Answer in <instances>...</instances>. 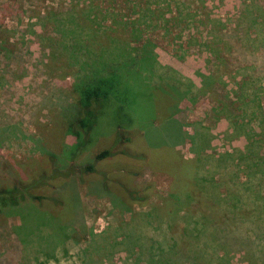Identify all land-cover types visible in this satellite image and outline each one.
I'll return each mask as SVG.
<instances>
[{
    "label": "rangeland",
    "instance_id": "374dc122",
    "mask_svg": "<svg viewBox=\"0 0 264 264\" xmlns=\"http://www.w3.org/2000/svg\"><path fill=\"white\" fill-rule=\"evenodd\" d=\"M153 1L163 5L152 23L138 27L141 43L152 46L153 74L118 75L116 97L69 171L62 165L77 150L63 114L76 97L80 64L66 50L77 44L84 61L105 43V23L135 17L133 8L122 0H0V187L44 183L49 169L70 174L35 191L58 204L42 202L38 210L25 199L1 210L0 264H260L264 0H197L203 8L179 0L185 15L174 19L170 0ZM80 11L91 22L77 28L71 15ZM88 35L96 43L80 47ZM202 76L215 78L214 92L198 91ZM187 81L194 86L188 98L166 93L165 84L180 92ZM123 102L120 115L131 124L118 129ZM176 126L187 136L172 146ZM118 130L126 140L116 144ZM109 146L111 156L92 162ZM87 162L95 172H78ZM192 187L196 198L170 213L167 196L181 201ZM125 191L138 192L142 202ZM222 214L233 217L230 226L211 221ZM250 215L258 226L244 222Z\"/></svg>",
    "mask_w": 264,
    "mask_h": 264
},
{
    "label": "trees",
    "instance_id": "16d2710c",
    "mask_svg": "<svg viewBox=\"0 0 264 264\" xmlns=\"http://www.w3.org/2000/svg\"><path fill=\"white\" fill-rule=\"evenodd\" d=\"M126 4H131V7L133 8L134 16H129V18H126L124 20L122 19H110V21H107L105 23V26L108 30V35L105 33V43L103 45L101 43H96L94 35H91L89 37H86L85 41L77 42L80 47L83 48L82 42L85 44V46H88L86 41L91 40V45L93 43H96L97 48L91 49V53L85 54L86 58L84 61H81L78 59L79 55V47H71L70 49L66 50L67 56L70 60L77 62L80 64L79 70L80 73L76 78L75 84L73 86L74 94L76 95L73 102L70 103V106L66 108L65 110V127L66 132L72 135L75 139V148L77 150L76 153H71L70 158L67 159V162L65 165H62L64 170H69L72 167V164L70 162L73 160V158L83 152L87 145L90 144V137L88 136L90 134V131L95 124L98 117L101 116V112H103L104 107L107 105V103L112 102L114 98L116 97L113 94L115 93V87L116 83L119 82L118 75H123L127 77L128 73H134V74H140L145 71H152L154 70L155 62H154V55L153 51L151 50V43L149 40L145 41L144 43H141L142 38L140 37V32L142 29H139L138 27L140 25H144L145 20L152 23V18L156 12L159 11V7L163 5L162 3L154 2L153 0H122ZM145 2L144 6L140 4V2ZM173 5L176 6V15H172L169 17L170 19H174L176 16L185 15L184 13V3L180 2L179 0H170ZM164 2V1H162ZM196 2L199 4L201 1ZM149 3V4H148ZM168 3V2H167ZM164 6H167L166 3ZM203 8L199 4V8ZM60 15H69L68 12L60 14ZM86 15V11H80L76 12L75 14L71 15V19L73 20L74 27L79 28V25L83 22L90 23L88 17L84 16ZM161 16L164 17V14ZM190 17V15L188 16ZM187 17V18H188ZM186 27H188V24H185ZM60 34L62 32L63 35L65 34V31H60ZM72 32V31H71ZM105 32V31H104ZM113 32L117 33L120 32L118 35L114 34ZM114 34V35H112ZM125 36V37H123ZM78 40V39H77ZM129 40H132L135 45H130ZM94 41V42H93ZM131 41V42H132ZM81 43V44H80ZM205 46V45H204ZM213 50V49H210ZM74 62V63H75ZM128 78V77H127ZM215 81V78L210 76H202L201 79V88L198 89V91L202 93H211L214 92L211 89V86L213 82ZM221 82V81H218ZM188 85H184L185 89L183 91L177 90V87L173 85H166L165 88L167 92H170L171 95H173V100L178 96L179 98L186 97L188 98L191 88H194L192 84L187 81ZM204 87H210V90L206 91L203 90ZM211 91V92H210ZM227 98V96H226ZM190 101H193V98L190 96ZM111 105V104H110ZM73 106V107H72ZM171 111L175 108V106H170ZM125 102L118 105L117 107V126L116 128L122 129L123 127L121 124H125L123 126L131 124V121L127 119L128 121L122 120V116L120 115L121 111H126ZM126 116V114H125ZM171 118V115L169 116ZM172 121H174L171 118ZM176 124V123H175ZM122 127V128H121ZM177 134L178 138L176 139L175 143L172 145H177L181 143L184 139L186 133H182L177 128ZM193 136L189 137L190 143L193 144ZM126 138L120 130L116 131V139L115 143L119 144L122 143ZM112 146H109L107 149H103L95 153L92 157V162L100 161L102 159H105L112 155ZM43 154H47L49 159H53V156L50 155L47 152L42 151ZM1 161V166L5 164V161ZM47 171V170H46ZM48 174L46 176L45 182L42 183L41 180L30 182L26 185H22V183L14 182L10 184L8 187H0V212L3 209H11L15 208L19 205V203L25 199H28L27 202H29L31 205L35 206L38 210H40V207L42 205V202H50L53 205L58 204L57 201L53 200L51 197L43 196L36 194L35 191L39 188H45L47 186H54L53 181L56 178H62L69 177L70 174H63L61 170L56 169H49ZM78 172H88V173H94L95 169L93 168V165L91 163H85L82 165V167H79ZM80 175V174H79ZM82 175V174H81ZM64 176V177H63ZM104 176V175H102ZM49 178V179H47ZM104 178V177H103ZM106 178V177H105ZM46 180H49L48 182ZM105 181V180H104ZM101 182V187L99 185V189L103 190L104 193H106L107 185L105 182ZM196 184V182H194ZM198 187V185H196ZM196 188V187H195ZM201 188V187H199ZM192 192H189L185 194L184 199L178 198L175 194H169L167 196L168 200L170 201V207L169 212L176 211L180 205L189 206L192 197L194 196L192 193L195 191V189L192 187L190 190ZM126 196L129 197L131 201H137L142 202L143 197L139 196V193L136 191H125ZM174 193V192H173ZM195 197V196H194ZM196 198V197H195ZM115 202L112 200V204ZM63 205V203H62ZM122 206V205H121ZM34 207V208H35ZM42 209V207H41ZM128 211V209L126 208ZM36 211V210H35ZM225 214L222 215H212L213 223L215 222L217 224H223L227 225L229 222V226L231 224V220H233L232 216H228L229 219H226ZM225 218V219H224ZM229 220V221H227ZM226 223H225V222ZM235 221V220H234ZM244 222H250V226H258V223L253 216H249V219H247ZM199 225H201L202 222L197 221ZM60 227H64L61 225ZM260 250H258V260L260 264H264V240L262 241L260 245ZM253 256V255H251Z\"/></svg>",
    "mask_w": 264,
    "mask_h": 264
}]
</instances>
